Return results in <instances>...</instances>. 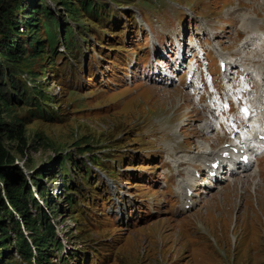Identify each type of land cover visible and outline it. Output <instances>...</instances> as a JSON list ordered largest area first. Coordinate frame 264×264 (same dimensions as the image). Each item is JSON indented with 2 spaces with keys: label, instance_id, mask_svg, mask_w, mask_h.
Listing matches in <instances>:
<instances>
[{
  "label": "rangeland",
  "instance_id": "1",
  "mask_svg": "<svg viewBox=\"0 0 264 264\" xmlns=\"http://www.w3.org/2000/svg\"><path fill=\"white\" fill-rule=\"evenodd\" d=\"M70 1L64 5L63 0H41L61 23L56 28L59 34L55 52L49 49L44 27L40 24L39 30L34 33L30 30L29 35V38L36 35L38 49L42 47L40 51L34 57H22L17 62L5 61L11 72L15 70L14 83L22 97L26 93L32 94L34 88H40L43 96L37 98L39 107L35 101H26L25 98L8 104L0 102L3 120L23 126L25 131V144L16 139H7L5 144L13 158L8 170L11 173L16 170V175L21 176L32 190L31 196L26 197L29 206L26 216L29 221L34 219L43 226L48 223L53 227L50 230L54 233L53 241L48 234L44 235V248L40 252L44 254L40 258H46L43 259L44 264H66V260L68 264H74L76 259L80 262L77 250L84 247L103 250L108 256L105 264H264V188L252 187L253 192L245 199L251 192V182H247V188L243 181L237 185L227 184L224 190H213L214 196L210 193L185 216L168 217L170 220L164 217L148 223L152 219L129 229L112 226L91 228L77 205L68 202L67 194L72 192L69 190L75 191V196L81 201L93 182L97 184L100 180L96 171L89 178L83 163L87 166L95 161L111 171L106 163L108 159H123L131 151L152 148L154 145L144 137L147 128L179 126L191 107L185 101L186 95L174 87L169 89L176 90H164L136 84L115 89L114 94L104 93L99 98L93 96L95 88H69L66 91L61 87L57 82L60 76L58 61L64 53L59 50L66 41L68 44L73 32L81 37L89 32L90 40L98 37L97 31L102 32L105 39L99 43L101 46L112 42L109 37L113 38L116 33V30L107 32L105 27L94 21V17L83 11L77 0ZM118 1L126 5V0ZM12 2H1L0 9L9 8ZM204 3L208 5L211 2L204 0ZM170 6L178 4L170 3ZM17 15L25 14L18 10ZM68 24L72 33L66 39L62 29ZM20 40H24L23 37ZM99 41L97 39L96 42ZM113 46L110 44L106 48ZM60 67L62 74L66 62H62ZM6 95L9 96L8 93ZM118 98L122 108L99 113L97 107H108ZM61 161L64 164L62 168ZM146 167L125 164L121 168L134 173ZM68 176L74 184L69 192L64 188V178ZM133 186L136 182L129 183L128 188ZM76 188L80 191L77 192ZM92 193H97V190ZM82 203L84 211L87 210L86 203ZM11 214L20 223L21 217L25 216L18 214L15 208L11 209ZM177 220L179 222L176 223ZM4 221V229L0 228V264H30L16 251V222H12L9 216L4 217ZM37 227V232H41L39 223ZM202 229L205 231H200ZM55 241L60 250L53 245ZM31 248V252L36 253L32 242Z\"/></svg>",
  "mask_w": 264,
  "mask_h": 264
},
{
  "label": "trees",
  "instance_id": "2",
  "mask_svg": "<svg viewBox=\"0 0 264 264\" xmlns=\"http://www.w3.org/2000/svg\"><path fill=\"white\" fill-rule=\"evenodd\" d=\"M6 0H0L5 3ZM64 5H67V0H63ZM79 6L83 8V11H87L94 19L97 20V8L99 5L95 0H77ZM118 3L119 1L116 0ZM70 2H73L72 0ZM69 2V3H70ZM8 5V4H7ZM69 6V4H68ZM67 6V9L69 7ZM77 7V6H76ZM0 12V102L8 104L10 101H19L25 98L26 101H35L36 105H40L37 98L43 96L40 88L33 89L32 94H28L22 97L19 89L16 88L14 83V72L7 67L5 61H19L22 57H34L42 47L38 49V40L34 34L29 38L30 30L31 33L39 30V25L44 27L46 38L48 39L49 49L51 51H56V44L58 43V34L56 28L61 26L60 21L57 16L50 10L48 6L43 4L41 0H13L12 5L9 8H1ZM18 10L22 11L25 15H17ZM75 10V9H74ZM77 10V9H76ZM15 13V14H14ZM3 15H9L5 18ZM43 20H42V17ZM40 22V23H39ZM64 31V36L66 39L70 38L72 33V27L70 24L62 29ZM23 37L24 40H20ZM55 45V46H54ZM17 92V95L15 94ZM9 94V96L6 95ZM41 108V107H40ZM49 117L44 115V117ZM16 139L25 144V131L23 126L18 127L16 124L8 123L3 120L0 110V228L3 230L5 224L4 217L9 216L12 222H16L15 226V246L16 251L19 256L23 257L27 261H35L36 257L40 258V253L43 248L45 241L44 235L48 234L49 238L54 237V233H50L53 228L50 224H44V226L33 219L29 221V217L26 216L29 206L26 197H30L32 190L30 186H26V182L21 178V176L16 175V170L11 173L8 170V166L12 163V154L8 151L5 140ZM61 168L64 165L63 161L60 162ZM38 185V184H37ZM67 192L73 190L70 186H64ZM66 192V193H67ZM67 194L68 202L74 205L75 197L73 193ZM33 200L35 197L32 196ZM15 208L18 214L25 215L21 217V223L16 220V217L11 214V209ZM32 222V223H30ZM37 223L42 227L41 232L38 231ZM24 228L27 234L24 233ZM31 242L33 244L34 251L31 252ZM55 245L57 242H54ZM47 245V244H46ZM44 255V254H43ZM46 260V258L43 257ZM43 259H37V264H44Z\"/></svg>",
  "mask_w": 264,
  "mask_h": 264
},
{
  "label": "bare ground",
  "instance_id": "3",
  "mask_svg": "<svg viewBox=\"0 0 264 264\" xmlns=\"http://www.w3.org/2000/svg\"><path fill=\"white\" fill-rule=\"evenodd\" d=\"M244 24H247V23L244 22ZM153 86H154V85H153ZM153 86L151 85V86H149V87H153ZM259 86L261 87V89L264 90V84H259ZM123 89H124V88H123ZM123 89H122V90H123ZM166 89H169V88H164V90H166ZM164 90H163V91H164ZM169 90H176V89H169ZM168 92H170V91H168ZM114 93H115V92H114ZM174 93H175V92H174ZM175 98H177L176 94H175ZM175 98H174V99H175ZM258 114H259V116H260L262 119H264V110L258 112ZM243 178H244V177H239V178H237V179L231 181L228 185H235V184L237 185V184H241V183H243V181H244V183H246L245 187L247 188V187H248V186H247V182H251V184H250V190H251V192H248V193L246 194L247 197H245V199L248 198V194H249V193H252V192H253L254 188H256V189H262V188H264L263 186L258 185L252 177H247L245 180H243ZM252 187H254V188H252ZM222 188H223L222 190L227 189L225 186H223ZM228 188H230V187H228ZM222 190H221V192L223 193L224 191H222ZM211 195L214 196V195H215L214 192L211 193ZM164 217L167 218V219H169L167 216H161V217H158V218L153 219L152 221H150V222H148V223H151V222H153V221H155V220H158V219H161V218H164ZM169 220H170V219H169ZM179 220H180V219H179ZM179 220H177L176 223L179 222ZM148 223H147V224H148ZM137 228H138V227H137ZM137 228H135V229H137ZM135 229H134V230H135ZM200 231H205V230L202 229V230H200ZM204 233H205V232H204ZM42 259H43V258H42Z\"/></svg>",
  "mask_w": 264,
  "mask_h": 264
},
{
  "label": "snow or ice",
  "instance_id": "4",
  "mask_svg": "<svg viewBox=\"0 0 264 264\" xmlns=\"http://www.w3.org/2000/svg\"><path fill=\"white\" fill-rule=\"evenodd\" d=\"M225 107H227V105H225ZM243 111H244L245 113H247V108L243 109Z\"/></svg>",
  "mask_w": 264,
  "mask_h": 264
}]
</instances>
